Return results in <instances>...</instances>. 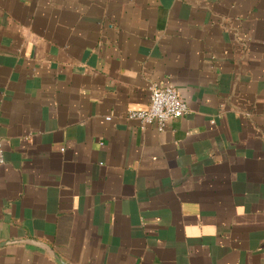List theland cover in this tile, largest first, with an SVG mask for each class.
I'll use <instances>...</instances> for the list:
<instances>
[{
    "label": "crops",
    "instance_id": "crops-1",
    "mask_svg": "<svg viewBox=\"0 0 264 264\" xmlns=\"http://www.w3.org/2000/svg\"><path fill=\"white\" fill-rule=\"evenodd\" d=\"M0 140V264H264V0H0Z\"/></svg>",
    "mask_w": 264,
    "mask_h": 264
},
{
    "label": "built area",
    "instance_id": "built-area-1",
    "mask_svg": "<svg viewBox=\"0 0 264 264\" xmlns=\"http://www.w3.org/2000/svg\"><path fill=\"white\" fill-rule=\"evenodd\" d=\"M186 112L187 106L173 86L155 85L150 88V102L147 109L128 112L126 118L138 122L141 126L153 125L158 132H162L169 122L183 117ZM3 162L0 140V165Z\"/></svg>",
    "mask_w": 264,
    "mask_h": 264
},
{
    "label": "water",
    "instance_id": "water-1",
    "mask_svg": "<svg viewBox=\"0 0 264 264\" xmlns=\"http://www.w3.org/2000/svg\"><path fill=\"white\" fill-rule=\"evenodd\" d=\"M2 246H4V244H0V247H2ZM54 257H55V259L57 260V261H59L60 262V260H58L57 258H56V256L54 255ZM61 264H62V262H60Z\"/></svg>",
    "mask_w": 264,
    "mask_h": 264
}]
</instances>
